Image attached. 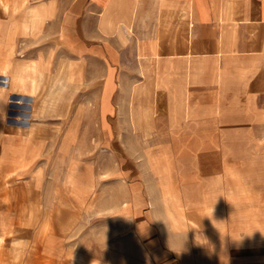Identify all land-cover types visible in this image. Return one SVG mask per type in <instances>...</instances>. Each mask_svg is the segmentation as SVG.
Listing matches in <instances>:
<instances>
[{
  "label": "crops",
  "instance_id": "1",
  "mask_svg": "<svg viewBox=\"0 0 264 264\" xmlns=\"http://www.w3.org/2000/svg\"><path fill=\"white\" fill-rule=\"evenodd\" d=\"M14 241L53 264H264V0H0Z\"/></svg>",
  "mask_w": 264,
  "mask_h": 264
},
{
  "label": "rangeland",
  "instance_id": "2",
  "mask_svg": "<svg viewBox=\"0 0 264 264\" xmlns=\"http://www.w3.org/2000/svg\"><path fill=\"white\" fill-rule=\"evenodd\" d=\"M4 203L11 206V204H14V201L5 198ZM45 224H48V221ZM5 244L7 247L0 248V264H53L40 259L41 256L33 242L25 244L14 241L6 242ZM110 256L109 254V258ZM77 262V264H83L82 260H77Z\"/></svg>",
  "mask_w": 264,
  "mask_h": 264
}]
</instances>
